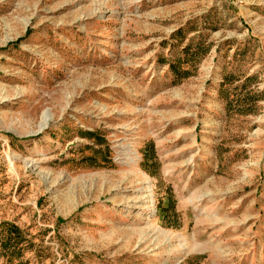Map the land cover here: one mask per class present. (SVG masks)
I'll return each mask as SVG.
<instances>
[{
  "label": "rangeland",
  "instance_id": "374dc122",
  "mask_svg": "<svg viewBox=\"0 0 264 264\" xmlns=\"http://www.w3.org/2000/svg\"><path fill=\"white\" fill-rule=\"evenodd\" d=\"M263 39L264 0H0V264H264Z\"/></svg>",
  "mask_w": 264,
  "mask_h": 264
},
{
  "label": "bare ground",
  "instance_id": "6f19581e",
  "mask_svg": "<svg viewBox=\"0 0 264 264\" xmlns=\"http://www.w3.org/2000/svg\"><path fill=\"white\" fill-rule=\"evenodd\" d=\"M48 114H46L44 117H43V123H42V125H41V129H43L45 126H46V124H47V122H48V120H49V118L50 117H48L47 116Z\"/></svg>",
  "mask_w": 264,
  "mask_h": 264
},
{
  "label": "built area",
  "instance_id": "2783aa9c",
  "mask_svg": "<svg viewBox=\"0 0 264 264\" xmlns=\"http://www.w3.org/2000/svg\"><path fill=\"white\" fill-rule=\"evenodd\" d=\"M261 49H262V51L264 52V39H263L262 42H261Z\"/></svg>",
  "mask_w": 264,
  "mask_h": 264
}]
</instances>
